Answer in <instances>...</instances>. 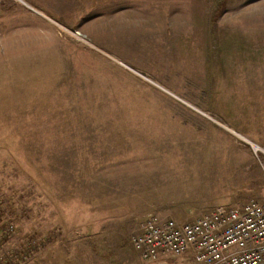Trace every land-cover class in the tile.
Segmentation results:
<instances>
[{
	"label": "rangeland",
	"instance_id": "374dc122",
	"mask_svg": "<svg viewBox=\"0 0 264 264\" xmlns=\"http://www.w3.org/2000/svg\"><path fill=\"white\" fill-rule=\"evenodd\" d=\"M251 143L264 0H0V264H197L134 238L264 204Z\"/></svg>",
	"mask_w": 264,
	"mask_h": 264
},
{
	"label": "built area",
	"instance_id": "2783aa9c",
	"mask_svg": "<svg viewBox=\"0 0 264 264\" xmlns=\"http://www.w3.org/2000/svg\"><path fill=\"white\" fill-rule=\"evenodd\" d=\"M133 245L148 261L190 254L197 264H264V204L218 207L192 222L149 213Z\"/></svg>",
	"mask_w": 264,
	"mask_h": 264
},
{
	"label": "bare ground",
	"instance_id": "6f19581e",
	"mask_svg": "<svg viewBox=\"0 0 264 264\" xmlns=\"http://www.w3.org/2000/svg\"><path fill=\"white\" fill-rule=\"evenodd\" d=\"M251 145H252V147H253V149L255 150V151H259V150H261V151H263L264 152V150L262 149V148H260L259 146H257V145H255L254 143H251ZM245 205V204H244ZM213 211V210H212ZM211 212V211H210ZM207 213H209V212H207ZM168 256V255H167ZM164 257H166V256H164ZM163 257V258H164ZM142 259V258H141ZM142 260H144V259H142ZM148 261V260H147Z\"/></svg>",
	"mask_w": 264,
	"mask_h": 264
},
{
	"label": "crops",
	"instance_id": "0c3cea01",
	"mask_svg": "<svg viewBox=\"0 0 264 264\" xmlns=\"http://www.w3.org/2000/svg\"><path fill=\"white\" fill-rule=\"evenodd\" d=\"M91 234H86V235H82V236H90Z\"/></svg>",
	"mask_w": 264,
	"mask_h": 264
},
{
	"label": "trees",
	"instance_id": "16d2710c",
	"mask_svg": "<svg viewBox=\"0 0 264 264\" xmlns=\"http://www.w3.org/2000/svg\"><path fill=\"white\" fill-rule=\"evenodd\" d=\"M87 234H91V233H87ZM12 264H14V262H12Z\"/></svg>",
	"mask_w": 264,
	"mask_h": 264
}]
</instances>
